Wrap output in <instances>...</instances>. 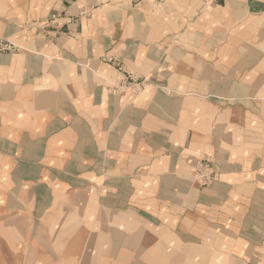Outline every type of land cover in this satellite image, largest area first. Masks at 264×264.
Listing matches in <instances>:
<instances>
[{"label": "crops", "instance_id": "obj_1", "mask_svg": "<svg viewBox=\"0 0 264 264\" xmlns=\"http://www.w3.org/2000/svg\"><path fill=\"white\" fill-rule=\"evenodd\" d=\"M0 39V264H264V0H0Z\"/></svg>", "mask_w": 264, "mask_h": 264}, {"label": "rangeland", "instance_id": "obj_2", "mask_svg": "<svg viewBox=\"0 0 264 264\" xmlns=\"http://www.w3.org/2000/svg\"><path fill=\"white\" fill-rule=\"evenodd\" d=\"M0 40H2V41H4V42H6V43H8V44H12L14 47H12L13 49H11V50H8V49H6V50H4V51H1L0 52V54H5V53H13V52H16L17 50H18V47L17 46H15L13 43H11V42H9V41H7V40H5V39H0ZM104 61L107 63H111V64H116V60H114L113 58H111V57H105L104 58ZM116 68H117V70L120 72V74H122V79L121 80H123V82H133V83H141V82H136L130 75H128L124 70H123V68H122V66H121V64H116ZM126 76V78L124 79V77ZM202 161V160H201ZM212 165H213V163L211 162V160H210V167H211V169H212V174H210V176H209V179L208 180H206V177L205 176H203V175H205L206 173H207V171L206 170H203L202 169V167L200 166V162H199V170H198V172H197V179H198V181H200V183L203 185V186H209V185H211V184H213L216 180H217V178H218V175L213 171V167H212ZM216 174V176L217 177H215L214 175ZM203 176L202 178L200 177V176Z\"/></svg>", "mask_w": 264, "mask_h": 264}, {"label": "built area", "instance_id": "obj_3", "mask_svg": "<svg viewBox=\"0 0 264 264\" xmlns=\"http://www.w3.org/2000/svg\"><path fill=\"white\" fill-rule=\"evenodd\" d=\"M12 47H14L12 44H8V43L0 40V52L1 51H4L6 49L11 50V49H13ZM200 166L202 167L203 170H206L207 171V173L205 175H203V176H205L206 177V180H208L210 174L213 173L212 172V169L210 167V159H204V160H202L200 162ZM203 176L201 175L200 177L202 178ZM214 176L217 177L216 174Z\"/></svg>", "mask_w": 264, "mask_h": 264}, {"label": "bare ground", "instance_id": "obj_4", "mask_svg": "<svg viewBox=\"0 0 264 264\" xmlns=\"http://www.w3.org/2000/svg\"><path fill=\"white\" fill-rule=\"evenodd\" d=\"M154 1L158 2V1H160V0H154Z\"/></svg>", "mask_w": 264, "mask_h": 264}]
</instances>
